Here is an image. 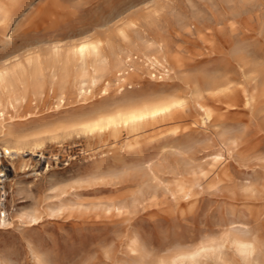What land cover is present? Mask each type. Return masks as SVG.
Returning a JSON list of instances; mask_svg holds the SVG:
<instances>
[{
  "label": "rangeland",
  "instance_id": "obj_1",
  "mask_svg": "<svg viewBox=\"0 0 264 264\" xmlns=\"http://www.w3.org/2000/svg\"><path fill=\"white\" fill-rule=\"evenodd\" d=\"M19 3L0 20V66L108 38L113 62L135 47L169 59L145 63L118 97L185 105L172 122L91 134L63 125L112 108L113 79L62 103L18 90L0 107V147L13 153L0 264H264V0ZM236 239L255 244L251 256Z\"/></svg>",
  "mask_w": 264,
  "mask_h": 264
},
{
  "label": "bare ground",
  "instance_id": "obj_2",
  "mask_svg": "<svg viewBox=\"0 0 264 264\" xmlns=\"http://www.w3.org/2000/svg\"><path fill=\"white\" fill-rule=\"evenodd\" d=\"M3 1L5 0H0V20L6 17L9 8L16 7L22 0H6V4ZM119 35L126 40L125 31H121ZM155 44L157 45V43ZM109 47L108 38H91L71 46L64 54H62L61 46L51 47L47 56L49 62L46 64L40 54L28 57L24 61L17 60L14 63L6 61L0 66V107L4 106L3 103L12 106L16 100H19L16 94L21 89L23 91L30 89L33 96L50 94L61 103L69 97L79 98L90 94L98 86L100 93L106 94L111 86V79L116 81L118 97L123 92L136 89L142 77L145 63L154 65L158 69L168 70L166 63L169 62V59L159 57L156 53H150L144 49H135L136 47L131 48L126 55L113 62L106 54V49ZM160 47L162 48V45ZM160 47L157 46V49L160 50ZM207 83L210 88L218 89L224 86L225 80L214 79ZM20 98H24V95ZM184 105V100L176 99L143 101L131 97H118L112 108L96 111L94 114L75 116L63 127H75L82 132L93 134L111 127L123 126L135 132L144 123L159 118H169L170 122L175 118L178 119ZM199 108L206 113V109L202 105L199 104ZM1 115L2 110L0 109ZM14 144L22 146L25 142L16 140ZM38 145L39 143L36 144V146ZM3 214L2 217L5 215ZM234 245L243 257L251 256L255 250V244L248 240L236 239ZM208 247H203L202 251L206 252ZM190 259H194V256L190 255ZM162 264L164 263L162 262Z\"/></svg>",
  "mask_w": 264,
  "mask_h": 264
},
{
  "label": "built area",
  "instance_id": "obj_3",
  "mask_svg": "<svg viewBox=\"0 0 264 264\" xmlns=\"http://www.w3.org/2000/svg\"><path fill=\"white\" fill-rule=\"evenodd\" d=\"M12 152H9L2 147H0V193L3 196L2 201H4L6 195V183L8 182V177L12 172Z\"/></svg>",
  "mask_w": 264,
  "mask_h": 264
}]
</instances>
